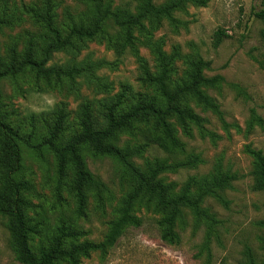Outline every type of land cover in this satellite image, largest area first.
<instances>
[{
	"label": "rangeland",
	"instance_id": "374dc122",
	"mask_svg": "<svg viewBox=\"0 0 264 264\" xmlns=\"http://www.w3.org/2000/svg\"><path fill=\"white\" fill-rule=\"evenodd\" d=\"M54 1L60 29L66 30L68 16L76 23L93 16L92 0ZM172 1L180 0H153L157 6ZM104 2L113 10L127 9L137 14L144 1ZM180 2L171 19L147 16L145 27L135 28L132 42L123 49H118L120 43L115 39L120 29L110 20L105 29L112 42L95 38L78 44L74 51L56 52L51 63L89 67L72 81L48 83L28 70L1 82V110L11 113V121L26 131L34 123L38 138L45 133L53 113L64 107L69 113L65 140L79 130L77 118L84 102L91 103L99 127L104 123L102 104L122 91V109L139 98L155 97L162 104L155 87L144 79L146 71L157 75L164 62L172 70L167 79L169 89L187 79L190 62L197 58L210 62L204 69L206 76H222L217 85L204 87L218 111L192 97L183 101L201 116V126L190 124L185 131L175 118L171 119L179 147L164 148L163 134L152 122H137L133 131L117 139L119 146L130 145L136 151L133 160L142 169L166 164L168 168L159 178L175 194L184 190L196 194L208 186L203 178H210L219 169L235 175L228 186L203 199L202 208L209 218H197L192 209L183 208L174 227L176 237L170 242L163 237L166 213L142 196L132 211L140 225L127 226L114 246L91 252L81 258L80 264L264 263V192L254 187V158L249 152L261 151L264 155V24L252 13L254 8L264 7V0H206L205 5L200 0ZM2 5L14 15L13 23L0 29V55L5 59L13 45L20 53L24 51L29 34L39 41L42 29L26 9L41 2L0 0ZM82 153L87 167L106 184L107 191L100 208L89 193L86 212L80 217L68 187L72 173L60 185L53 154L48 150L40 154L23 146V176L32 185L26 195L34 204L27 216L37 226L31 240L34 250L47 246L60 224L84 232L78 241H104L134 188L133 178L117 158L94 156L86 148ZM7 223V218L0 216V264H22L16 258Z\"/></svg>",
	"mask_w": 264,
	"mask_h": 264
},
{
	"label": "trees",
	"instance_id": "16d2710c",
	"mask_svg": "<svg viewBox=\"0 0 264 264\" xmlns=\"http://www.w3.org/2000/svg\"><path fill=\"white\" fill-rule=\"evenodd\" d=\"M94 12L91 18L76 23L68 16L66 30L60 29L56 22V4L54 0H40L41 5L26 9L35 23L42 29L39 41L35 35L29 34L22 53L13 45L7 58L0 55V86L6 77L30 71L37 79L48 83L53 81L60 84L64 80H74L76 76L88 70L89 67L80 65H57L51 63L56 52L76 50L78 44L95 38L113 41L105 29L107 21H113L118 27L115 39L120 43L118 49H123L133 39L135 28L143 29V20L154 15L172 18L174 9L180 6L182 0L172 1L164 6H157L153 0H143L141 12L135 14L127 9H116L105 5L104 0H92ZM201 5L206 0H200ZM253 15L264 24V7L253 9ZM14 15L9 14L6 7H0V29L6 24H12ZM91 68V65H89ZM210 67V62L197 58L190 62L188 77L173 89L167 86V79L171 73L168 63H163L162 70L157 75L145 72V82L153 85L162 104L155 97L139 98L128 107L122 109L125 92H120L113 100L103 103V120L101 127L94 117L90 102H84L78 113L79 130L63 140L66 130L68 112L64 107L53 113V118L46 122V131L37 137V126L33 123L26 131L22 125L14 124L11 113L1 110L2 91L0 88V216L7 218L12 247L16 258L22 264H80L82 257H87L93 251H104L116 244L122 231L127 226H139L140 220L132 211L135 202L142 196L154 202V205L164 211L163 220L165 233L163 237L172 241L176 235L174 227L177 219L182 215L183 208H190L197 218H209V214L202 208L203 199L216 189L229 185L235 175L219 169L210 178L205 177L206 188L191 195L188 190L179 194L171 191V187L163 183L159 175L167 170L164 163H156L147 169H142L133 160L136 151L130 145L121 147L117 143L123 133L135 129V123L152 122L155 130L163 134L164 148L179 147L175 135L172 118H175L185 131H189L190 124L201 126L203 119L190 107L183 105V101L194 98L206 108L218 111L217 105L204 91L206 86H215L222 76H206L204 69ZM211 136V132H208ZM23 146L42 154L48 150L53 154L56 162L58 183L64 184L70 172L72 173L69 191L75 198L77 215L82 217L87 208L89 193H92L97 207L104 205L106 184L96 177L87 167L83 149H88L94 156L107 155L117 158L133 178L134 188L127 194L120 209V216L112 223L110 232L104 241H78L84 232L60 224L47 246H40L34 250L31 245L32 236L37 226L28 220L27 212L33 209V202L26 193L32 189L31 182L23 176ZM254 158L253 175L255 189L264 192V155L261 151H249ZM220 196V194H219ZM223 202L227 203L222 196ZM264 264V263H263Z\"/></svg>",
	"mask_w": 264,
	"mask_h": 264
}]
</instances>
